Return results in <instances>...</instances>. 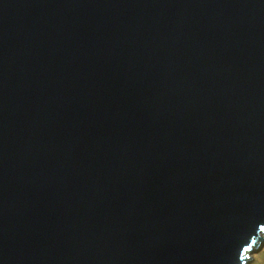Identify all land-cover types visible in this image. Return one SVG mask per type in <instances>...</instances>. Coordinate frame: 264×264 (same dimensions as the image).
<instances>
[{
  "label": "water",
  "instance_id": "1",
  "mask_svg": "<svg viewBox=\"0 0 264 264\" xmlns=\"http://www.w3.org/2000/svg\"><path fill=\"white\" fill-rule=\"evenodd\" d=\"M263 239L264 0H0V264Z\"/></svg>",
  "mask_w": 264,
  "mask_h": 264
},
{
  "label": "bare ground",
  "instance_id": "2",
  "mask_svg": "<svg viewBox=\"0 0 264 264\" xmlns=\"http://www.w3.org/2000/svg\"><path fill=\"white\" fill-rule=\"evenodd\" d=\"M264 252V239L260 240L259 243L257 244V246L255 248L249 249L246 253L245 256L249 257V259L244 262L243 264H251V259H254L257 254Z\"/></svg>",
  "mask_w": 264,
  "mask_h": 264
},
{
  "label": "rangeland",
  "instance_id": "3",
  "mask_svg": "<svg viewBox=\"0 0 264 264\" xmlns=\"http://www.w3.org/2000/svg\"><path fill=\"white\" fill-rule=\"evenodd\" d=\"M251 264H264V252L257 254L254 259H251Z\"/></svg>",
  "mask_w": 264,
  "mask_h": 264
}]
</instances>
